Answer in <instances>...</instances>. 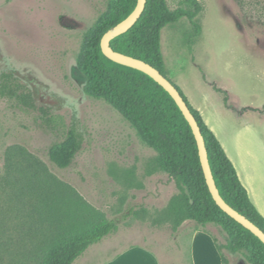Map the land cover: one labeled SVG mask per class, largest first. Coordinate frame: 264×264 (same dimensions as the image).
<instances>
[{
  "label": "rangeland",
  "instance_id": "rangeland-1",
  "mask_svg": "<svg viewBox=\"0 0 264 264\" xmlns=\"http://www.w3.org/2000/svg\"><path fill=\"white\" fill-rule=\"evenodd\" d=\"M167 1L174 9L180 0ZM201 3L202 33L193 46L185 41L189 19L163 28L166 73L201 112L264 215V10L239 0ZM107 7L108 0H0V71L15 72L38 104L67 124L78 120L85 137L75 163L59 168L47 154L55 136L41 130L34 115L0 100V264H36L57 238L51 197L43 204L36 184L22 182L38 171L71 194L77 216L90 221L100 213L118 222L73 264H102L141 247L175 256L186 221L213 237L227 264H251L225 247L220 226L166 219L179 194L176 182L111 104L86 94L77 57L86 31ZM189 242L184 257L191 256Z\"/></svg>",
  "mask_w": 264,
  "mask_h": 264
},
{
  "label": "trees",
  "instance_id": "trees-1",
  "mask_svg": "<svg viewBox=\"0 0 264 264\" xmlns=\"http://www.w3.org/2000/svg\"><path fill=\"white\" fill-rule=\"evenodd\" d=\"M137 1L108 0L106 11L86 31L77 57L78 69L85 77L84 90L89 96L111 104L135 128L142 142L157 153L160 169L176 182L179 194L169 203L166 215L169 222L179 225L192 220L202 227L210 223L218 225L226 233L227 249L244 253L251 264H264V243L215 201L206 180L195 134L170 93L147 73L110 59L102 50L103 35L124 20L134 10ZM239 3L243 7L250 5L259 11L264 10V0H239ZM203 10L201 0H180L174 9L169 7L167 0H147L137 22L127 32L113 38L111 46L118 52L148 62L169 79L161 48L162 30L182 18L189 19L193 28L185 41L193 46L202 33L198 16ZM175 86L201 128L221 196L264 231V215L251 201L234 163L201 112ZM0 100L14 109L34 115L38 127L55 136L47 150L48 158L55 166L68 168L75 163L85 139L78 120L67 124L64 117L50 106L38 104L30 86L10 70L0 71ZM44 176V172L38 171L22 181L36 184L32 186L33 191L37 197H42L43 204H47L51 197L53 202L49 208L53 209L51 217L54 221L52 218L50 221H57L60 227L53 245L36 264H73L90 246L114 232L118 222L100 213L90 221L77 216L71 194H63L59 187L55 188V181L44 180ZM215 245L222 264H227V258L216 241Z\"/></svg>",
  "mask_w": 264,
  "mask_h": 264
},
{
  "label": "water",
  "instance_id": "water-1",
  "mask_svg": "<svg viewBox=\"0 0 264 264\" xmlns=\"http://www.w3.org/2000/svg\"><path fill=\"white\" fill-rule=\"evenodd\" d=\"M146 1L147 0H138L134 10L124 20H122L115 27L108 30L103 35L101 39L102 50L104 54L110 59L147 73L170 93V95L176 101L184 116L190 123L195 134L206 180L215 201L227 214H229L236 221L248 228L264 243V231L245 215L241 214L239 211L229 205L221 196L209 162L208 151L206 148L204 136L201 132V128L179 89L175 86V84L172 83L170 79H168L157 68H155L148 62L140 58H135L122 52H118L111 46V40L113 38L127 32L137 22L144 11Z\"/></svg>",
  "mask_w": 264,
  "mask_h": 264
},
{
  "label": "crops",
  "instance_id": "crops-1",
  "mask_svg": "<svg viewBox=\"0 0 264 264\" xmlns=\"http://www.w3.org/2000/svg\"><path fill=\"white\" fill-rule=\"evenodd\" d=\"M189 240H191V242H189L191 245L189 251L191 252V256L184 257L186 253H183L182 250H185L186 244ZM178 241H180V252L175 256H171L169 251L161 250L164 257H160L159 252L157 253L154 249H151L152 251H150L145 247H141L136 249V252L117 255L110 261L102 264H222L221 254H219L217 250L215 240L203 229L191 226V224L186 221L181 225V232ZM137 255L140 256L138 261L134 259Z\"/></svg>",
  "mask_w": 264,
  "mask_h": 264
}]
</instances>
